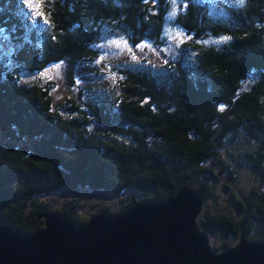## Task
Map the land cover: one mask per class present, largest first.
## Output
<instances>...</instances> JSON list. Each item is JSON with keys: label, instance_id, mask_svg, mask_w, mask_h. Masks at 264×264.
I'll return each instance as SVG.
<instances>
[{"label": "trees", "instance_id": "1", "mask_svg": "<svg viewBox=\"0 0 264 264\" xmlns=\"http://www.w3.org/2000/svg\"><path fill=\"white\" fill-rule=\"evenodd\" d=\"M182 1L174 22L193 34V52L180 50L165 66L120 69L122 93L115 102L98 96L88 104L93 119L78 107L65 117L54 110L50 87L20 83L0 62V142L7 147H0L3 224L32 235L45 228L40 215L52 211L83 226L97 214L124 215L196 183L205 201L220 181L210 162L226 136L246 131L264 143V0H238L216 12L197 0ZM23 3L0 0V27L16 38L14 59L32 74L64 63L84 74L107 34L126 36L134 45H162L172 8L171 0H43L50 23L42 17L41 28L29 23ZM254 72L259 79L246 90ZM92 121L102 127L91 128ZM26 140L30 145L17 148L7 142ZM246 159L264 178V146L246 152ZM221 163L233 176L230 165ZM81 188L116 195L134 188L141 197L133 196L122 211L104 208L90 219L43 202L30 208L37 195ZM251 191L255 197L234 196L245 212L239 220L209 216L206 228L264 242V191ZM254 230L256 237L250 236Z\"/></svg>", "mask_w": 264, "mask_h": 264}, {"label": "rangeland", "instance_id": "2", "mask_svg": "<svg viewBox=\"0 0 264 264\" xmlns=\"http://www.w3.org/2000/svg\"><path fill=\"white\" fill-rule=\"evenodd\" d=\"M205 3L211 12L225 7L238 0H197ZM41 0H31V3H38ZM172 8L167 18V27L162 45H157L153 41L145 40L139 45H134L126 36L111 37L105 35L102 41L97 45L99 57L94 63L85 68L84 74L80 75L73 71L66 63L60 65V69L55 73L53 70L45 69L33 74L35 77L31 81L38 86L50 87L54 110L59 111L65 117L70 116L78 107L87 111L88 104H91L96 97L105 96L110 101H117L118 96L123 90L124 77L121 74L123 68L136 67L139 65L165 66L171 59L175 58L180 50L193 52L190 47L192 43V33L186 32L181 26L174 22L179 12V3L182 0H171ZM26 11L24 16L29 19V23L35 21L39 27H45L42 17H37L35 11L27 8L28 0H24ZM43 6V0H42ZM42 11V8H41ZM184 31L183 42L179 41L177 32ZM112 36H114L112 34ZM117 40L127 41L131 51L128 48L120 47L114 42ZM209 39L206 40V42ZM212 41H220L212 39ZM17 41L5 28L0 27V62L6 67L8 73L15 76L20 83H26L25 76L32 75L25 70L15 59ZM11 53V56L5 53ZM135 54V57L133 55ZM10 61V62H9ZM55 67V65L53 66ZM41 72H49L53 79L48 80L40 75ZM58 75V76H57ZM87 79H83V78ZM259 79V73L254 72L244 82L246 90L251 89L252 85ZM28 83V84H31ZM87 115L90 116L87 111ZM91 128L102 127L97 121L90 123ZM122 140L129 141L127 137H120ZM27 139V138H26ZM17 147L30 145V140L25 142L7 141ZM3 142L0 147L6 149ZM264 146L262 139L247 135L246 131L229 134L225 137L222 146L219 148L215 157L220 158L222 162L230 165L233 176L223 169L221 161L212 158L211 166L220 174V181L215 185V196L204 201L203 209L198 217V226L202 232L209 236V244L214 253L219 254L225 251L227 244L232 247L241 243L240 236H226L223 230L218 226L206 228L205 221L209 216H217L226 213L239 220L245 213L240 211V207L235 199L236 197H252V188H260L264 191V178L261 176L246 159V152H254ZM30 151V150H29ZM199 184H194L193 188ZM141 197V193L134 188L126 189L121 195L108 192L106 190H93L90 188H81L78 191L62 189L50 194H41L35 196L31 210L36 209L38 203L48 204L51 210H67L75 213L77 219H90L94 213H100L106 208L113 212L122 211L126 208L131 198ZM259 233L255 230L250 236L256 237Z\"/></svg>", "mask_w": 264, "mask_h": 264}, {"label": "water", "instance_id": "3", "mask_svg": "<svg viewBox=\"0 0 264 264\" xmlns=\"http://www.w3.org/2000/svg\"><path fill=\"white\" fill-rule=\"evenodd\" d=\"M203 206L188 186L124 215L97 214L83 226L49 211L40 215L45 228L25 235L0 220V264H264V242L245 234L240 244L214 253L197 222Z\"/></svg>", "mask_w": 264, "mask_h": 264}, {"label": "snow or ice", "instance_id": "4", "mask_svg": "<svg viewBox=\"0 0 264 264\" xmlns=\"http://www.w3.org/2000/svg\"><path fill=\"white\" fill-rule=\"evenodd\" d=\"M23 4H24V3H23ZM27 8L34 10V11H35V15H36L37 17H43V18L45 19V22H46V23H50V21L48 20V17L45 16L44 13L41 11V8H42V0H41V2H38V3H35V4H34V3H31V0H28ZM177 36L179 37V41H180V42H183V39H184V37H185V33H184V31H179V32H177ZM229 39H230V37H224V38H222V41H223V42H226V41L229 40ZM114 43H115L116 45L120 46V47L128 48L129 51H131V48L129 47L127 41L117 40V41H115ZM5 55H7V56L10 57V56H11V53H10V52H9V53H5ZM133 55H134V57H135V54H134V53H133ZM9 62H10V61H9ZM59 68H60V66L57 65V66H55V67L53 68V70H54V71H58ZM40 75H41L42 77H46L48 80L53 79V76L50 75L49 72H41Z\"/></svg>", "mask_w": 264, "mask_h": 264}, {"label": "clouds", "instance_id": "5", "mask_svg": "<svg viewBox=\"0 0 264 264\" xmlns=\"http://www.w3.org/2000/svg\"><path fill=\"white\" fill-rule=\"evenodd\" d=\"M244 2V0H241V3H243ZM259 26V25H258Z\"/></svg>", "mask_w": 264, "mask_h": 264}]
</instances>
